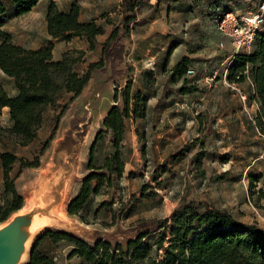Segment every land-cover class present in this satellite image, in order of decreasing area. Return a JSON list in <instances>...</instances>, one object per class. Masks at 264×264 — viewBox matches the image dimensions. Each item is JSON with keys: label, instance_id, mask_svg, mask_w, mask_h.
Returning a JSON list of instances; mask_svg holds the SVG:
<instances>
[{"label": "rangeland", "instance_id": "rangeland-1", "mask_svg": "<svg viewBox=\"0 0 264 264\" xmlns=\"http://www.w3.org/2000/svg\"><path fill=\"white\" fill-rule=\"evenodd\" d=\"M50 1L43 0L33 12L11 19L7 25L16 40L27 48L44 45L49 38L45 16ZM69 1L57 0V3L65 8ZM78 1L86 7L83 11L86 19L98 16V24L104 27L106 35L97 38L93 51H89L87 43V49L82 50L85 44L80 40L59 41L53 55L55 60H61L66 52L71 58L79 57L75 70L83 75L92 63L100 61L103 41L120 26L123 9L122 0ZM215 1L150 0L131 25L130 36L120 43L124 45L122 58L110 59L104 68L96 67L82 96L72 100V96L64 93L52 108V111H66L57 122L55 138L40 157V168L25 169L16 181L19 193L25 198V206L0 224L2 228L16 217L33 220L39 216L48 220L42 230L30 237L28 255L21 264L28 262L37 238L47 231L67 229L90 244L100 238L123 243L136 235L140 223L164 220L180 205L189 202L208 203L228 211L242 224L256 225L264 230V213L255 208L249 198L250 176L264 178V143L252 127L257 105L249 103L248 99L244 101L238 91L248 96L249 81L234 85L224 79L234 57L230 41L218 30V18L212 19L209 15L218 11ZM219 1L221 6H227L238 15H250L263 0ZM213 35L216 38L210 41ZM221 41L225 47L229 41L230 48L221 50ZM183 55H190L193 60L192 69L185 77L187 83L183 79L168 82V63L172 66ZM151 59L155 65L144 70ZM206 69L208 74L214 72L215 77L205 78ZM129 81L136 89L150 97L158 94L160 99L155 110L156 100H151L148 119L135 124L127 122L124 177L93 198L83 216L89 224L76 222L67 212L64 218L58 213L50 215L48 206L37 200L33 202L34 186L49 169L58 171V180H54L49 189L54 192L58 204L70 200L79 183L89 174L85 167L87 150L103 113L116 95L118 100L113 106H122V93ZM194 86L198 89L196 92H182L183 87ZM50 124L49 121L43 126L38 139L30 146L20 147L6 139L0 142V152L9 151L34 160L49 137ZM0 125L9 128L11 123L2 116ZM106 139L99 154H106L111 146L107 136ZM18 168L19 164L14 174ZM1 198L3 200L2 194ZM60 245L59 255L62 256L63 245H69ZM162 254L163 251L154 253L158 258ZM58 260L60 264L74 263L63 257Z\"/></svg>", "mask_w": 264, "mask_h": 264}, {"label": "trees", "instance_id": "trees-1", "mask_svg": "<svg viewBox=\"0 0 264 264\" xmlns=\"http://www.w3.org/2000/svg\"><path fill=\"white\" fill-rule=\"evenodd\" d=\"M41 0H0V70L14 80L17 94L11 96L0 85V116L3 109H9L11 126L0 125V142L12 140L20 147L33 144L39 135L44 121V113L55 107L64 93L73 94L72 100L79 97L91 80L96 67L104 68L112 59L122 58L124 37L131 34V25L137 21L150 0H122L123 18L118 28L108 35L102 45V57L92 63L88 71L81 75L75 70L78 58L65 53L61 60H55L54 43L50 42L38 49H28L14 42L11 33L4 26L14 17L30 13ZM218 11H211L212 19L223 18L230 11L215 1ZM81 7L73 2L67 12L60 11L51 3L46 14L48 35L56 41L71 42L75 38L85 39L89 51L95 49L99 36L106 30L97 19L80 20ZM252 53H238L228 67L227 80L233 84H243L249 77L253 91L247 96L249 103H256L253 129L264 143V32L256 37ZM81 56L84 52L79 53ZM192 65V59L183 57L168 73V82H179L185 78ZM197 87L182 88L183 93H194ZM115 101L118 100L116 95ZM122 106H112L91 146L86 170L89 174L83 179L77 195L68 204L69 216L84 219L93 198L105 189H111L115 182L125 175L126 163L123 150L127 133V122L144 120L148 113L150 96L136 89L129 81L122 93ZM61 114L56 116L60 119ZM57 125L44 142L34 160L19 157L12 152L0 154L3 170V201L0 204V224L22 210L24 197L19 193L16 181L25 169L40 168L41 156L54 140ZM111 144L108 152L99 154L101 146ZM264 155V154H263ZM100 159V161H99ZM19 164L14 174L15 166ZM249 198L255 208L264 213V178L250 176ZM136 235L125 242H111L98 239L93 244L74 234L63 231H47L39 239L48 238L52 243H67L73 247L68 257L79 258L81 264H264V230L256 225L242 224L226 210L204 202H189L176 208L169 217L152 224L140 223ZM39 241L33 246L26 264H57L55 259L44 254ZM163 251L160 258L154 253Z\"/></svg>", "mask_w": 264, "mask_h": 264}, {"label": "crops", "instance_id": "crops-1", "mask_svg": "<svg viewBox=\"0 0 264 264\" xmlns=\"http://www.w3.org/2000/svg\"><path fill=\"white\" fill-rule=\"evenodd\" d=\"M43 2V0H41L40 1V3L38 4V6H36L31 12H33L35 9H37L38 7H39V5L41 4ZM73 2H77L79 5H80V7H81V15H80V20L81 21H83V22H86V21H90V20H93V19H98V16L96 17V16H93V17H91V18H89V19H86V17H84V15H83V11H84V8H86L85 7V5H83V4H81L78 0H70L69 1V3L68 4H66V7L65 8H62V6H61V4L60 3H57V0H51L50 2H49V4L47 5V10H48V8H49V6H50V4L51 3H55L56 4V6L58 7V9L60 10V11H63V12H67L69 9H70V7H71V5H72V3ZM86 6H88V5H86ZM30 12V13H31ZM30 13H28V14H30ZM28 14H25V15H28ZM46 14H47V11H46ZM25 15H23V16H25ZM23 16H20V17H14V18H12V19H14V20H16V19H18V18H21V17H23ZM45 18H46V16H45ZM13 21V20H12ZM11 21V22H12ZM98 21V20H97ZM10 22V21H9ZM9 22H7L6 24H5V26H4V29L6 30V31H8L9 33H11L12 34V36H13V39H14V42L16 43V44H18V45H20V46H23V47H25V48H27L24 44H22V43H20V42H18L16 39V36H15V34H14V32L12 31V30H9L8 28H7V25H8V23ZM46 30H47V23H46ZM262 32H264V28L262 29ZM47 34H48V32H47ZM213 36H215V35H213ZM213 36L212 37H210V41L212 40H214L215 38H216V36L213 38ZM48 39H46V44H44V45H47V44H49L50 42H52V43H54V47H55V45L58 43V41H56V40H53L49 35H48ZM99 37H101V36H99ZM75 40H80V42L81 43H83V44H85L81 49L82 50H86L87 48L85 47L86 46V41L85 40H82V39H80V38H75V39H73L71 42H74ZM99 40V39H98ZM71 42H69V43H71ZM103 43H104V41H103ZM88 44V43H87ZM43 45H41V46H39V47H36V48H28V49H38V48H40V47H42ZM230 44H229V41H228V45L225 47L224 46V43H223V41H221V43L219 44V47L221 48V50H228L230 47ZM85 47V48H84ZM70 50H72V49H70ZM183 57H189L190 59H192V57L190 56V55H183L179 60H177L172 66H169V63H168V67H167V71H168V73L173 69V67L183 58ZM221 62L223 61V60H220ZM213 62V61H212ZM192 63H193V60H192ZM155 65V63H154V60L153 59H151V60H149L146 64H145V68H144V70H146V68H148V69H151V68H153V66ZM210 65H211V63H210ZM192 69V67H190V70ZM206 70H208V69H206ZM195 72V71H194ZM208 72H209V70L208 71H206V75H204L205 76V78L206 77H211V78H214L215 76H214V72H211L210 74H208ZM227 74H228V72H227V70H226V73H225V76H224V79H226L227 80ZM247 81H249L250 83H249V91L250 92H252L253 91V85H252V81H251V79L249 78V77H247L246 78V82ZM245 82V83H246ZM90 83V82H89ZM89 83H88V85H89ZM0 85H2L6 90H7V92L11 95V96H15L16 94H17V89L15 88V84H14V80L13 79H11V78H9L8 76H6L1 70H0ZM87 85V86H88ZM87 88V87H86ZM86 88L84 89V91L82 92V94L80 95V96H82L83 95V93L85 92V90H86ZM70 96H73V94H69ZM79 96V97H80ZM78 98V97H77ZM76 99V98H75ZM113 99H114V102H115V98L113 97ZM159 99H160V97H159V95L157 94V95H153L152 97H150V99H149V103H148V113H147V117H146V119H148L149 117H150V110H151V100H156V103H154V105H153V109L155 110L156 108H157V105H158V102H159ZM114 102H112L111 103V106H109V108L108 109H106L105 110V112L103 113V116H102V122H101V124H100V126H98L97 127V129L95 130V134H94V136H93V138L91 139V143H90V145H89V148H88V150H87V153H88V156H89V152H90V149H91V146H92V144H93V142H94V140H95V137H96V134H97V132L99 131V129L101 128V126H102V123H103V121H104V119H105V117L107 116V114H108V112H109V110H110V108L114 105ZM52 108L53 107H49V108H47V110L45 111V113H44V121H43V125H42V128H43V126L47 123V122H51V124H50V126H51V130H50V134H51V132H52V130L56 127V125H57V120H56V116H58L59 114H61V112H63L62 110L63 109H61V111H57L56 109H54V111H52ZM257 109H258V107H257ZM257 111V110H256ZM66 112V111H65ZM65 112H63L62 113V117H63V115L65 114ZM2 116H6L8 119H9V121H10V116H9V109L8 108H4L3 109V113H2ZM2 116H0V117H2ZM132 123H134L133 121H131ZM11 123V122H10ZM137 123V122H136ZM135 124V123H134ZM41 128V129H42ZM41 129H40V131H41ZM39 131V132H40ZM49 134V135H50ZM16 144V143H15ZM17 145V144H16ZM17 146H19V145H17ZM3 152H7V151H2V152H0V154L1 153H3ZM15 154V153H14ZM88 156H87V160H88ZM87 162V161H86ZM1 172H0V175H1V183H0V194H2L3 195V192H4V184H3V170H2V168H1V170H0ZM52 171V169H49L46 173H45V176H43L42 178H41V180H40V182L38 183V185L36 184L35 186H34V188H37V187H39L45 180H46V176L50 173ZM81 183H82V181L79 183V187L75 190V192L72 194V196L70 197V200L68 201V202H66V204H65V211L67 212V208H68V204H69V202L71 201V199L72 198H74L76 195H77V193H78V191H79V189H80V186H81ZM21 194V193H20ZM22 195V194H21ZM23 196V195H22ZM24 200H25V198H24ZM2 198H1V200H0V204L2 203ZM21 211V210H20ZM67 215H68V213H67ZM69 216V215H68ZM70 218H72L73 220H75L76 222H79L80 224L82 223V224H85V223H83L81 220H80V218L79 217H76V216H69ZM59 231H63V232H67V233H70V234H74V235H76V236H79V235H77L76 233H72V231H69V230H67V229H59ZM41 237V236H40ZM40 237H38L37 238V241H36V243L39 241V239H40ZM79 237H81V236H79ZM82 239H84L83 237H81ZM100 239H102V238H100ZM97 241V240H96ZM95 241V242H96ZM60 244H63V243H59V244H54V243H52L48 238H44L43 240H41V241H39V246H38V248L44 253V254H47V255H49V256H51V257H53L54 259H55V261L57 262V264H60V261L58 260L60 257L62 258L63 257V259H65V261H67V262H72V261H74V263L73 264H81L82 263V261L79 259V258H77V257H73V258H69L68 257V255H69V253L73 250V247L72 246H64L63 245V250H62V256H60L59 255V252H60V249H62L61 248V245Z\"/></svg>", "mask_w": 264, "mask_h": 264}, {"label": "built area", "instance_id": "built-area-1", "mask_svg": "<svg viewBox=\"0 0 264 264\" xmlns=\"http://www.w3.org/2000/svg\"><path fill=\"white\" fill-rule=\"evenodd\" d=\"M217 27L221 35L230 41L233 56L238 53H250L257 35L264 28V0L260 3L257 11L250 15L226 14L217 20ZM234 88L236 89V87ZM238 91L242 99L247 101V95Z\"/></svg>", "mask_w": 264, "mask_h": 264}, {"label": "bare ground", "instance_id": "bare-ground-1", "mask_svg": "<svg viewBox=\"0 0 264 264\" xmlns=\"http://www.w3.org/2000/svg\"><path fill=\"white\" fill-rule=\"evenodd\" d=\"M58 173H59L58 171L52 170L46 176V180L39 187L34 188V190L31 192V194L33 196V199H32L33 202L34 201L35 202L40 201V202H42L43 206L49 207L50 215L52 214L54 216L56 213H58L60 218H64L66 215V211H65L66 202H65V200H62V202L60 204H58V200L55 199L56 196L54 195V192L49 189V186L51 185V183L54 180H58V178H57ZM51 194H52V196H51ZM47 222H48L47 219H40L39 216H35L31 225L26 226L20 230L18 240H17V242H15L13 244L10 257L15 258L16 256L17 257L19 256L20 252L23 249L24 242H25V244L27 243L26 249H24L25 251H24V254L22 255L23 257L21 258V260L19 261V259H18V261L16 260L13 264H21L22 262H24V260L26 259L27 255H28V246H29L30 240L32 238V235L34 233H36L39 229L42 230L44 228V225ZM28 236H29V238L30 237L31 238L28 239L29 241L27 242ZM33 238H35V237H33Z\"/></svg>", "mask_w": 264, "mask_h": 264}, {"label": "water", "instance_id": "water-1", "mask_svg": "<svg viewBox=\"0 0 264 264\" xmlns=\"http://www.w3.org/2000/svg\"><path fill=\"white\" fill-rule=\"evenodd\" d=\"M32 221L33 220L29 218L26 219L24 217H16L13 221L0 228V264H13L16 260H21L27 243L25 244L24 242L23 249L18 257H10L11 250L13 244L18 240L20 230L26 226L31 225ZM28 239H30L29 236L27 238V242L29 241Z\"/></svg>", "mask_w": 264, "mask_h": 264}]
</instances>
